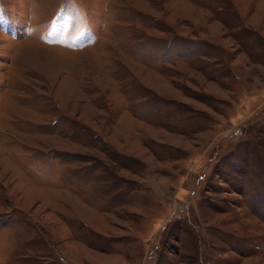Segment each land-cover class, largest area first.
I'll return each instance as SVG.
<instances>
[{
	"label": "rangeland",
	"instance_id": "1",
	"mask_svg": "<svg viewBox=\"0 0 264 264\" xmlns=\"http://www.w3.org/2000/svg\"><path fill=\"white\" fill-rule=\"evenodd\" d=\"M0 264H264V0H0Z\"/></svg>",
	"mask_w": 264,
	"mask_h": 264
}]
</instances>
